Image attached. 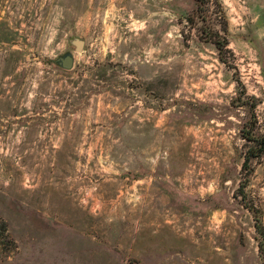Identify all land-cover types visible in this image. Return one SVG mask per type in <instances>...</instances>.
I'll return each mask as SVG.
<instances>
[{"label":"rangeland","instance_id":"1","mask_svg":"<svg viewBox=\"0 0 264 264\" xmlns=\"http://www.w3.org/2000/svg\"><path fill=\"white\" fill-rule=\"evenodd\" d=\"M246 125L264 0H0V264H264Z\"/></svg>","mask_w":264,"mask_h":264},{"label":"trees","instance_id":"2","mask_svg":"<svg viewBox=\"0 0 264 264\" xmlns=\"http://www.w3.org/2000/svg\"><path fill=\"white\" fill-rule=\"evenodd\" d=\"M223 30H224V32L226 31L225 28ZM213 36H216V39L213 40V43L215 44V47L218 50V55H219L220 60L223 61L224 60L223 54L226 52L227 53L229 52V50L226 48L227 41L224 39V37L220 36V34L218 32H216ZM208 38H211V37H208ZM254 123H255V120H254ZM251 132H252L251 128L249 129L247 125H246V127H242L243 138L249 142H253V145H251L249 147V149L245 155V158L243 161L244 168L246 167L248 161L252 157H259L264 152V134L256 137ZM257 217H256L257 223H256L255 227L257 230H259L261 228V226H258L259 219ZM11 242L12 241H11L9 234H8L7 224L5 223V221L0 219V246L2 244V254L3 255L7 254L8 250H9V247L7 245H8V243H11Z\"/></svg>","mask_w":264,"mask_h":264},{"label":"water","instance_id":"3","mask_svg":"<svg viewBox=\"0 0 264 264\" xmlns=\"http://www.w3.org/2000/svg\"><path fill=\"white\" fill-rule=\"evenodd\" d=\"M72 43L75 46V51L77 52L81 51L84 45V41L80 39H74ZM49 61L56 63L59 67L63 69H70L72 68L74 63V56L72 52L67 51L63 54L58 55L55 59H51Z\"/></svg>","mask_w":264,"mask_h":264},{"label":"flooded vegetation","instance_id":"4","mask_svg":"<svg viewBox=\"0 0 264 264\" xmlns=\"http://www.w3.org/2000/svg\"><path fill=\"white\" fill-rule=\"evenodd\" d=\"M74 48H75V46H74ZM67 52V51H66ZM69 52H71V51H69ZM74 56V55H73Z\"/></svg>","mask_w":264,"mask_h":264}]
</instances>
